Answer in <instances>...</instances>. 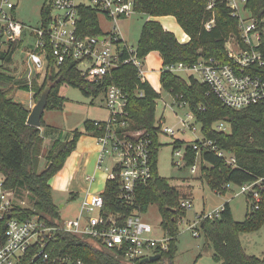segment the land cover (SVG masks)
Returning <instances> with one entry per match:
<instances>
[{
  "label": "trees",
  "instance_id": "16d2710c",
  "mask_svg": "<svg viewBox=\"0 0 264 264\" xmlns=\"http://www.w3.org/2000/svg\"><path fill=\"white\" fill-rule=\"evenodd\" d=\"M209 1L135 0L136 13L149 17L142 27L137 54L145 59L153 51L160 53L163 59L160 76L163 88L172 93L178 102H188L189 109L202 125L201 131L206 139L212 140L218 149L235 154L236 164L231 165L211 147H203L200 153L201 168L207 183L212 189L218 188V192L223 193L226 191L224 185L229 182L243 184L264 176V100L244 109H234L225 105L217 95L207 94V85L194 77L190 76L186 80L165 69L179 62L191 65L201 57L217 58L223 62L229 60L226 41L231 34L239 33L238 19L231 15L225 0H217L214 8L216 23L212 29L207 30L205 24L213 15L207 9ZM249 6L259 13L264 8V0H250ZM51 9V5H44L42 16L45 19H48ZM79 13L80 38L104 34L96 9L80 5ZM168 15L174 16L190 36L188 42L181 43L175 33L166 30L156 19ZM17 46L14 44L10 52L3 54L5 62L0 66V172L6 176L7 187L24 188L31 194L34 207L18 209L12 213L13 216L37 215L48 224H57L62 218L60 206L53 197L51 181L76 150L83 132L76 130L63 141L57 139L54 142L55 147L47 151L45 167L40 169L45 153L46 138L42 130L45 122L42 119L40 128L27 123L30 108L10 96L9 88L13 86H10L12 83L23 90H29V86L23 85L22 81L3 68L7 66L4 63L13 60ZM128 56L125 51L123 58ZM48 58L47 67L35 74L30 85V91L36 100L50 87L46 109L64 108L65 97L60 94V89L65 83L79 87L87 95L105 92L108 85L115 83L128 94L131 127L146 129L153 138V175L148 184L137 188L133 203L119 198L120 187L117 179L109 180L103 193V211L106 215L118 212L129 215L134 211L144 213L150 205H157L164 231L171 237L169 249L162 252L159 259L139 264H175L180 233L179 220L187 211L180 207L182 194L179 188L172 186L161 176L157 167L158 152L162 144L159 142V129L155 126V112L161 94L148 80H141L139 69L132 62L122 63L102 83L97 84L84 79L74 60L68 59L57 68L50 53ZM260 74L264 79V68L260 70ZM140 91H144V96L138 95ZM220 120L229 122L230 131H219L214 127ZM94 122L95 120L85 122L86 130H90L93 136L99 133ZM197 156V152L189 146L185 155L188 165H194ZM223 207L219 217H207L201 222L202 233L208 245L214 249L213 258L222 264H264V258L246 251L240 238L242 233L256 231L264 225V199L261 208L248 212L243 221L234 219L228 201ZM6 218L0 222V232L5 231ZM46 250L52 260L58 256L70 255L82 259L84 264H126L121 257L101 248L94 241L64 230L57 232ZM33 252L32 250L26 255L21 264H53L51 261L41 260L31 262Z\"/></svg>",
  "mask_w": 264,
  "mask_h": 264
},
{
  "label": "built area",
  "instance_id": "2783aa9c",
  "mask_svg": "<svg viewBox=\"0 0 264 264\" xmlns=\"http://www.w3.org/2000/svg\"><path fill=\"white\" fill-rule=\"evenodd\" d=\"M250 0H225L231 15L238 19L239 33L231 34L226 41L229 60L223 62L217 58L201 57L194 64L179 62L165 69L178 73H189L208 87L207 94L217 95L228 107L244 109L264 100V79L260 70L264 68V8L256 13L250 6ZM217 0H210L207 9L212 17L206 22L205 28L210 30L216 23L215 6ZM51 5L48 19L42 17L40 28H31L18 21L12 13L16 8L14 0H0V66L4 61L3 54L10 52L14 44L20 43L27 47V54L34 61V68L23 75L32 83V76L43 71L49 63V53L55 60L57 68L66 60L77 62V69L85 80L102 83L113 69L122 63L132 62L138 69L142 81H146L144 58L137 54V48L130 47L121 37L119 21L132 16L135 11V0H47ZM87 5L96 9L99 14L113 23V29L103 35L80 38L79 6ZM121 40V41H120ZM190 40L184 34L179 38L181 43ZM16 48V50L18 49ZM129 56L123 58L124 53ZM14 57V55H13ZM105 104L109 111L107 120H95L99 133L93 137L99 146L97 168L102 169L106 162L112 164L107 173L109 180L119 181V198L127 203H133L137 188L146 185L153 175V138L146 129L131 127L128 110V94L119 85L112 83L105 89ZM162 97V92H159ZM144 96V91L138 94ZM160 97V98H161ZM187 106V101L179 102ZM187 118L180 117L182 127L163 126L166 116L159 119V142L162 135L173 136L179 131L195 130L190 123L195 115L189 109ZM197 121V120H196ZM229 122L220 120L214 124L219 131H228ZM183 140L176 139L175 154L180 156L175 164L181 166L186 159V150H182ZM192 148L200 155L203 147H211L229 164H236L235 154L224 149H218L212 140L203 136L192 141ZM108 170V168H106ZM191 171H197V164L191 165ZM95 175H86L85 181L92 184ZM240 191L251 203V211L261 208L264 199V176L250 182L237 184ZM106 187V186H105ZM226 189L227 186H224ZM105 191V190H104ZM103 192H87L81 201L79 213L76 216L62 219L57 224H48L37 215L31 217L13 216L18 209L33 208L31 194L24 188H9L6 186V176L0 172V222L5 221V231L0 232V264H21L26 255L33 250L31 262L41 260L53 264H84L82 259L58 256L52 260L46 250L50 240L57 232L64 230L81 238L94 241L101 248L114 252L126 264H139L145 258L161 254L169 249L171 237L164 231L145 221L143 213L134 211L129 215L104 213L105 199ZM219 193V192H218ZM180 207L188 210L193 208L192 197L180 198ZM223 205L209 214H200L189 225L195 236L200 235L201 222L205 218L219 217ZM62 218V217H61Z\"/></svg>",
  "mask_w": 264,
  "mask_h": 264
},
{
  "label": "rangeland",
  "instance_id": "374dc122",
  "mask_svg": "<svg viewBox=\"0 0 264 264\" xmlns=\"http://www.w3.org/2000/svg\"><path fill=\"white\" fill-rule=\"evenodd\" d=\"M16 8L12 12L16 19L26 26L31 28H40L42 25L43 7L47 0H14ZM77 2H87V0H77ZM100 26L105 31L113 29V23L108 21L103 14H99ZM149 17L146 14L134 13L132 16L119 21L120 35L122 39L129 44L130 47L137 48L142 31V27ZM165 28L173 33L180 35L181 29L178 27L177 21L172 16L161 18ZM24 44H27L24 42ZM23 43L19 44L18 49L14 53L11 62L4 63L7 66L3 68L7 72L13 74L17 80L22 81L23 85L29 86V90H23L20 86L13 85L9 88L10 96L18 101L27 102L30 94V81L22 76L28 74L34 68V61L27 54V47ZM3 64V63H2ZM2 66V65H1ZM163 66L161 56L158 52H151L143 61V69H157ZM2 69V68H1ZM154 77L155 85L159 86V91L162 92V97L157 100L156 106V123L159 124V119L163 115L166 116L165 126H174L180 129V117L187 118L189 108L180 106L176 97L166 91L160 79V73L151 71L149 73ZM177 75L189 80V73L180 71ZM32 81L34 76L31 77ZM8 86V87H10ZM60 94L65 97L63 109H46L44 112L43 126L46 142L44 143V155L41 159L42 170L47 163V151L49 148H54V142L57 139L65 140L69 138L76 130L82 131L83 135L79 142V150L85 152V156L75 154V151L68 158L63 169L59 171L51 181L52 192L55 202L60 206L62 219L76 216L81 207V200L78 196L71 199V190L90 189L92 193H101L105 190L107 173L112 169V164L105 161L103 168L96 170L99 146L97 140L93 137L90 130H86L85 122L87 120H107L109 111L105 104V93L85 94L79 87L63 84L60 89ZM33 97V105L27 106L32 110L38 100ZM190 123L196 129H187L186 132L179 131L177 134L162 135V145L158 152L157 167L159 174L165 177L172 186H176L181 191V197L192 196L193 208L186 210L187 212L179 220V237L178 251L174 259L175 264H222L213 258L214 249L208 245L202 230L200 235L195 236L193 230L189 228L200 214H209L219 209L226 201L230 202L234 219L237 221L245 220L247 213L251 211V203L247 200L244 194H239L237 184L228 183V188L223 193H218L216 189H212L205 178V174L201 168V157L197 156V171H191V165H188L187 159L182 160L181 166H177L175 162L180 160V156L175 154L176 139L183 140L181 143L182 150H186L192 146V141L202 137L201 123L195 119H191ZM230 131V126L228 127ZM47 144V145H46ZM90 151V152H88ZM208 167L210 165L205 163ZM108 168V170H106ZM86 175H95L96 180L91 186L85 181ZM224 186H227L225 184ZM221 188V187H220ZM75 190V191H76ZM80 191V192H79ZM64 205V207H61ZM145 221L150 222L153 226L160 229L162 223L161 213L157 205H150L148 210L142 215ZM164 230H158V234H163ZM241 241L246 251L251 255L264 258V225L258 230L245 232L241 234Z\"/></svg>",
  "mask_w": 264,
  "mask_h": 264
},
{
  "label": "crops",
  "instance_id": "0c3cea01",
  "mask_svg": "<svg viewBox=\"0 0 264 264\" xmlns=\"http://www.w3.org/2000/svg\"><path fill=\"white\" fill-rule=\"evenodd\" d=\"M168 16H171V15H168ZM162 17H166V16H160V17H157L156 19H158L161 23H162V21H161V18ZM174 19H175V21H177V19L174 17V16H172ZM177 24H178V27L181 29V33L182 34H180V35H177L176 34V36L178 37V39L179 38H181V37H183V35L184 34H187L182 28H181V26H180V24L178 23V21H177ZM164 26V25H163ZM164 28H165V26H164ZM166 30H168L169 31V29H167V28H165ZM172 32V31H171ZM188 35V34H187ZM127 43V42H126ZM128 44V43H127ZM129 45V44H128ZM153 52H158V51H153ZM159 53V52H158ZM160 54V53H159ZM161 56V55H160ZM161 60H162V62H163V59H162V56H161ZM162 68H163V66L162 67H160V68H157V69H145V78L152 84V86L158 91V92H160L159 91V86H157V85H155V83H154V77H151V75H149V73L151 72V71H157L158 70V72L160 73V75H161V72H162ZM32 95L33 94H30V97H29V99H28V105H33V97H32ZM21 102H23L24 104H27V102H24V101H21ZM42 130H43V128H42ZM82 137V136H81ZM80 140H81V138H80ZM80 140L78 141V145H77V148H76V150H75V154H78V155H82V156H85V152L84 151H80L79 150V142H80ZM45 143H47L46 141H45ZM47 145V144H46ZM88 152H90V151H88ZM99 169L96 167V170L95 171H98ZM90 186H91V184H89ZM76 190V189H75ZM71 190V193H72V196H71V198L73 197L74 199L75 198H77L78 196L80 197V200L82 201V199H83V197L87 194V192H91L90 191V189H87V188H84V189H80V191H81V194L80 193H78V190ZM79 191V192H80ZM189 197H192V196H189ZM227 202V201H226ZM229 202V201H228ZM230 203V202H229ZM61 207H64V205H62Z\"/></svg>",
  "mask_w": 264,
  "mask_h": 264
},
{
  "label": "water",
  "instance_id": "95a60500",
  "mask_svg": "<svg viewBox=\"0 0 264 264\" xmlns=\"http://www.w3.org/2000/svg\"><path fill=\"white\" fill-rule=\"evenodd\" d=\"M50 93V87H47L41 94L37 103L33 106L30 111L27 123L32 126L41 127L44 112L48 105V96ZM161 257L160 254L152 255L149 258H145L143 262L155 261Z\"/></svg>",
  "mask_w": 264,
  "mask_h": 264
}]
</instances>
